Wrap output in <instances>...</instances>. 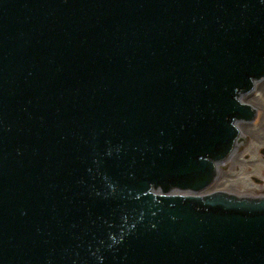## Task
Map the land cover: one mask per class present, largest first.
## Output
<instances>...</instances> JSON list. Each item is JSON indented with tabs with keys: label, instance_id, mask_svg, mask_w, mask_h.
Here are the masks:
<instances>
[{
	"label": "water",
	"instance_id": "obj_1",
	"mask_svg": "<svg viewBox=\"0 0 264 264\" xmlns=\"http://www.w3.org/2000/svg\"><path fill=\"white\" fill-rule=\"evenodd\" d=\"M262 75L264 0H0V264H264L200 194Z\"/></svg>",
	"mask_w": 264,
	"mask_h": 264
},
{
	"label": "flooded vegetation",
	"instance_id": "obj_2",
	"mask_svg": "<svg viewBox=\"0 0 264 264\" xmlns=\"http://www.w3.org/2000/svg\"><path fill=\"white\" fill-rule=\"evenodd\" d=\"M239 101L244 113L234 122L237 137L204 191L264 200V75L240 94Z\"/></svg>",
	"mask_w": 264,
	"mask_h": 264
},
{
	"label": "rangeland",
	"instance_id": "obj_3",
	"mask_svg": "<svg viewBox=\"0 0 264 264\" xmlns=\"http://www.w3.org/2000/svg\"><path fill=\"white\" fill-rule=\"evenodd\" d=\"M245 166V165H244ZM242 167V166H241ZM242 173H243V171H242ZM204 192H207L206 190L204 191Z\"/></svg>",
	"mask_w": 264,
	"mask_h": 264
}]
</instances>
